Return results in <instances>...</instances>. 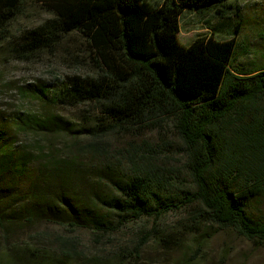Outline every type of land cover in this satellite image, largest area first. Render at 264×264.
Wrapping results in <instances>:
<instances>
[{"label": "trees", "instance_id": "16d2710c", "mask_svg": "<svg viewBox=\"0 0 264 264\" xmlns=\"http://www.w3.org/2000/svg\"><path fill=\"white\" fill-rule=\"evenodd\" d=\"M27 1L49 18L7 36ZM233 8L232 0H0V41L18 57L71 36L86 48L85 74L27 84L24 95L50 107L93 105L113 130L171 128L185 158L181 173L156 166L170 148L161 142L131 156L129 170L101 163L94 172L42 149V135L71 132L67 121L0 114V233L33 231L6 264H138V248L103 240L181 209L264 248V62H239L233 39L179 40L183 13L223 18ZM42 225L60 233L47 236ZM80 232L96 240L93 252L80 247Z\"/></svg>", "mask_w": 264, "mask_h": 264}, {"label": "rangeland", "instance_id": "374dc122", "mask_svg": "<svg viewBox=\"0 0 264 264\" xmlns=\"http://www.w3.org/2000/svg\"><path fill=\"white\" fill-rule=\"evenodd\" d=\"M147 1L160 4L163 0ZM232 3L235 8L223 18L214 12L183 13L179 32L181 44L188 45L199 36L233 39L239 48V62H264V0H232ZM48 18V14L27 1L22 14L10 24L6 34L17 36ZM86 56L85 45L77 36L69 37L52 50L26 58L18 57L6 40L0 41V114L10 117L19 111L33 112L67 121L71 132L42 135V149L68 155L82 166H92L91 171L96 168L94 165L101 163L129 170L131 156L146 154L161 142H167L170 148L155 165L176 168L181 173L185 158L179 154L178 141L171 128L164 134L113 130L93 105L50 107L22 93L27 84H59L67 75L85 74L88 69ZM38 229L52 237L60 233L46 225ZM31 232L15 228L6 236L0 233V264H6L4 256L9 249L25 246ZM76 235L80 247L86 251L93 252L98 247L90 233ZM103 241L109 248L117 245L129 250L138 248V264H264L263 247L253 246L234 231L199 224L193 212L184 209L169 212L159 220L129 225ZM103 250L112 249L103 246Z\"/></svg>", "mask_w": 264, "mask_h": 264}]
</instances>
